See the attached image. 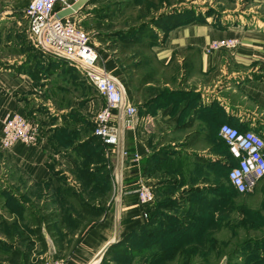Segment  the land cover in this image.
<instances>
[{
	"label": "crops",
	"instance_id": "1",
	"mask_svg": "<svg viewBox=\"0 0 264 264\" xmlns=\"http://www.w3.org/2000/svg\"><path fill=\"white\" fill-rule=\"evenodd\" d=\"M253 1L264 5V0ZM236 11L225 9L219 19H192L166 37L160 31L147 53L159 71L136 95L115 55H106L110 71L121 69L138 111L129 124L125 116H119L120 145L107 154L111 175L120 178L121 194L108 203L107 213L66 257L69 264H92L116 235L121 239L146 222L145 213L150 217L158 202L177 199L191 187H217L214 181L235 164L219 132L223 123L264 135V12L251 7L235 17ZM228 37L240 39L237 48L207 52L212 41ZM1 53L0 49V60ZM41 54L48 58L50 53ZM9 55L14 57L12 68H0V137L9 111L39 122L40 135L36 144L19 142L7 150L6 164L11 169L7 175L13 174V179L7 186L0 177L3 189L9 190L0 192V217L21 223L22 216L23 227H34L41 208H56L46 184L52 183L57 167L67 164L70 170L65 173L73 174L81 161L77 145L94 134L96 114L105 102L82 75L71 76L70 81L56 80L62 69L37 74L33 57L18 52ZM150 99L156 101L145 107ZM39 100L45 101L50 116L35 110L43 106ZM123 149L130 155L123 156ZM141 183L151 184L155 191L156 202L151 207L142 205L134 191ZM215 196L225 199L218 193Z\"/></svg>",
	"mask_w": 264,
	"mask_h": 264
},
{
	"label": "rangeland",
	"instance_id": "2",
	"mask_svg": "<svg viewBox=\"0 0 264 264\" xmlns=\"http://www.w3.org/2000/svg\"><path fill=\"white\" fill-rule=\"evenodd\" d=\"M101 1L113 2L115 0ZM118 1L122 7L121 13L118 15V18H113L110 21L102 22L97 18V16H99V10L102 9L100 5L83 7L77 15L78 19L81 18V21L78 23L88 32L93 43L100 52V64L106 65V62L108 63L106 55L110 53L115 55L118 68L121 67L122 69L124 65L123 63L120 64V61L122 62L124 57L122 58V56H119L117 53L120 47L114 42V40H116L115 36L104 39L99 37V34L115 33L120 27L125 28L127 24L131 23L130 18L135 14L133 7L129 6L131 1ZM19 3V0H0L1 70L6 71V69L12 68L10 66V61L14 59V57H11L12 55L9 54L18 52L19 54H24L26 57L28 55L33 57L32 59L36 60L35 66L40 72L46 71L47 69L53 72L54 70L58 71L62 69L59 71L58 75H56V80H63L64 78H68L67 80H69L70 77L75 74L84 77L78 67L73 64L71 65L69 62L68 66L63 68L62 63L50 65L48 58L40 56L41 54L39 52L41 50H38L29 38L28 21L24 9H21V12H16L14 9L15 5ZM182 6H192L197 9V13L201 15V18L212 17L213 19L221 18L225 9H237L238 14L235 15V17H239L240 13H243L241 12L242 10H249L251 7H253L254 10L264 12V5L258 6L253 0H185ZM233 12L234 11H231L229 13L234 15ZM252 12L256 14V12ZM38 53L40 55H38ZM129 55L125 56L127 57ZM16 58L19 57L16 56ZM29 58L30 57H28V59ZM20 59L22 60V58ZM139 60L140 58H136L132 62H139ZM69 66L73 68L70 69L71 71H68ZM20 68L19 66V69ZM24 69L27 68L24 67ZM114 69L115 70L111 72L119 76V78H122V73H120L121 69ZM73 70L76 72H72ZM39 98L44 99L42 94ZM39 101V104H43V106H38L35 110H40L39 113L41 116H50V114L47 113L49 109L45 101ZM36 105L37 103H33V106ZM0 150L3 151V155L0 156V158H3L0 160V177L4 179L7 186H10L13 174L11 173L12 177L8 176L11 170L8 169L7 166L9 162L7 158L8 149H4L0 145ZM67 167H69L67 164L62 167H57V177L62 181L66 180V183L76 188H83V185H81L78 180L74 181L76 179L74 174H70V172H67V174L65 173L68 169L70 170V168ZM228 170L227 172L224 171V173H221L219 178L214 181L218 187H197L191 188L192 192H183V196L181 194L177 198V207L170 211H166L167 214H171L166 220L170 222L172 226L170 224L166 225L165 228L167 230L165 231L164 229V232L162 231V233L157 235L158 237L147 238V236H143L140 233L136 234L138 238L136 243H138V245L140 244V247H147V249L144 248L142 254L133 255L131 264H264V178L259 181L254 192L239 194L227 180ZM112 179L111 196H113L109 203L111 200L116 201L119 188L118 183H115L114 175ZM4 182H0L1 193L6 191L3 189L5 186ZM68 186L67 188H69ZM169 189L170 188L167 190ZM217 193L220 194V196H224L225 199L216 197L215 195ZM184 194H188V196L184 197ZM189 195H191V197ZM213 197L217 200L212 199ZM113 201L112 205L114 204ZM55 205L56 209L61 208L58 202H56ZM7 206L10 208V204ZM52 206L54 207V204ZM63 208L66 209V207H62V210ZM56 209H54V211ZM45 213L48 212L45 211ZM56 220H58V224L60 222L61 224L65 223L66 214H61ZM163 224H165L163 221L158 220V226L164 227ZM173 225L180 226V230H178L177 233H173L175 230ZM190 231L192 233H190ZM44 232L47 238L46 251L41 249L40 244L36 240L34 244L31 243L29 245L32 251L26 247V243L12 241L11 245L13 248L21 252L18 256H13L12 259L20 264H44L48 261L59 259L68 261L66 257L71 253L66 250L59 253L53 238H51L45 230ZM57 234L60 236L61 233L58 232ZM188 234L192 235L194 239L189 241L187 237ZM160 238H163V242H166L163 243L161 249L162 254L156 258L150 257V253L155 250V247L158 245L157 240ZM0 239L6 240L3 236H0ZM33 239H35L34 236ZM160 244H162V242ZM27 250L29 257L27 260H24V253L27 252ZM145 252L147 253V257L144 256ZM0 253H6L8 258L11 257L10 251H6L3 245H0ZM98 262L99 260L96 259L92 264H98ZM6 264L14 263L9 258Z\"/></svg>",
	"mask_w": 264,
	"mask_h": 264
},
{
	"label": "trees",
	"instance_id": "3",
	"mask_svg": "<svg viewBox=\"0 0 264 264\" xmlns=\"http://www.w3.org/2000/svg\"><path fill=\"white\" fill-rule=\"evenodd\" d=\"M130 1L131 4L129 6L133 7V10H135V14L130 18L132 24H127L125 28L120 27L115 33L99 34V37L104 39L115 36L116 40H114V42L120 47L117 53L119 56L121 55L122 58L124 57V62L123 60L122 62L119 60L120 64L123 63V72L127 77V82L136 95L140 91V86L149 81H153V77L159 71L154 57L147 55L152 46L157 43V34L159 31L163 32L164 37H166L175 27L191 21L192 19L201 18V15L197 13V9L192 6H182L185 0ZM19 2L20 3L14 7L16 12H21V9H25L29 0H19ZM91 5H100L102 7V9L99 10L100 12H98L99 16H97L102 22L118 18L122 9L118 0L113 2L91 0L85 7ZM39 53L41 54L42 52L40 51ZM39 53L38 55H40ZM125 55L129 56L126 57ZM48 56L50 65L62 63L63 66H68L67 60L55 57L54 55ZM136 58H140L139 62H132ZM70 69L73 68L69 66L68 71H71ZM72 72L76 71L73 70ZM35 73L39 74L40 70L36 68ZM155 101L156 99L148 100L145 103V107L150 108L151 104ZM76 149H78L81 161L77 163L76 168L73 170V174L76 180L83 185V188H76L71 184L70 186L66 183V180H60L57 177V172L53 173L52 183L49 182L46 184V191H48V195L51 197V203L56 204V202H58L61 208H55V211L54 209L52 211H47L48 213H45V211H43L44 209L41 208V212L35 216L36 226L34 227L27 225L23 227L22 222L24 219L22 216L19 218L21 223L18 219L11 221L7 218L0 217V236L6 238V240L0 239V245H3L6 251H10L11 257L9 258L14 264L20 263L14 261L12 257L18 256L21 252L13 248L11 245L12 241L26 243V247L29 248V245L31 243L34 244L36 240L40 244L41 249L46 251L47 238L44 232L45 230L46 233L53 238L59 253L65 250L71 253L83 236L107 213L113 180L108 166L109 160L106 154L107 146L99 136L93 134L82 144L77 145ZM230 168L231 166L229 170ZM229 170L227 173V180L234 188L228 178ZM67 186L69 188H67ZM191 188L187 191L192 192ZM234 190L236 191L235 188ZM19 204H21V202ZM62 207H66V209L63 208L62 210ZM175 207H177V199H167L166 201L158 202L157 208L154 210L153 214H151L150 219L138 225L119 241L110 245L103 255L100 264H131L133 255L142 254L143 249H147V247H140V244L138 245V243H136L138 240L136 234L140 233L143 236H147V238L158 237L157 235L162 233V231L164 232V229L165 231L167 230L165 226L170 224L166 218L171 214H167L166 211H170ZM61 214H66V221L65 223L61 224L60 222L58 224L56 218L60 217ZM158 220L165 223L163 224L164 227L157 225ZM173 227H175L173 233H177V231L180 230V226L173 225ZM58 232L61 233L60 236L57 234ZM190 233L192 232L190 231ZM33 236L35 239H33ZM187 237L189 241L194 239L190 234H188ZM157 241L158 245L155 247V250L150 253V257L156 258L162 254L161 249L163 243L166 242H163V238ZM161 242L162 244H160ZM29 249L32 251V248ZM144 256L147 257L146 252ZM28 257L29 254L27 250V252L24 253V260H27ZM9 258L6 256V253H0V264H6Z\"/></svg>",
	"mask_w": 264,
	"mask_h": 264
},
{
	"label": "built area",
	"instance_id": "4",
	"mask_svg": "<svg viewBox=\"0 0 264 264\" xmlns=\"http://www.w3.org/2000/svg\"><path fill=\"white\" fill-rule=\"evenodd\" d=\"M75 0H29L25 7L28 21V35L32 44L45 53L67 60L75 65L86 80L95 88L104 105L96 114L94 134L99 136L107 146L106 154L120 145L121 130L117 124L119 116H125L129 124L138 111L137 103L129 95L126 82L100 64V52L88 32L78 23V13L60 19L57 11L70 6ZM77 16V17H76ZM240 43L236 37L214 40L207 52L220 48L235 49ZM0 145L11 149L19 142L26 145L36 144L40 135L39 122L30 120L24 113L9 111L3 118ZM220 135L228 145L235 159L231 165L228 178L239 194L254 192L259 181L264 178V135L248 129L240 130L230 123H223ZM123 156H129L123 149ZM135 158L138 155L135 154ZM118 183V194H121L120 178L114 175ZM139 202L151 207L156 202V194L151 184L141 183L134 190ZM146 222L150 219L147 213ZM44 264H69L59 259Z\"/></svg>",
	"mask_w": 264,
	"mask_h": 264
},
{
	"label": "water",
	"instance_id": "5",
	"mask_svg": "<svg viewBox=\"0 0 264 264\" xmlns=\"http://www.w3.org/2000/svg\"><path fill=\"white\" fill-rule=\"evenodd\" d=\"M91 0H75L70 6L61 9L59 11H57V17L60 19H65L67 17L70 16H74L75 14H77L78 12L81 11V9L83 7H85ZM119 241V235H116L115 239L110 241L107 246H105L97 255V259H99L98 264L100 263V261L103 258V255L105 254L106 250L108 249V247L110 245H112L113 243Z\"/></svg>",
	"mask_w": 264,
	"mask_h": 264
},
{
	"label": "bare ground",
	"instance_id": "6",
	"mask_svg": "<svg viewBox=\"0 0 264 264\" xmlns=\"http://www.w3.org/2000/svg\"><path fill=\"white\" fill-rule=\"evenodd\" d=\"M95 260H96V259H95ZM95 260H94V261H95ZM98 260H99V259H98Z\"/></svg>",
	"mask_w": 264,
	"mask_h": 264
}]
</instances>
